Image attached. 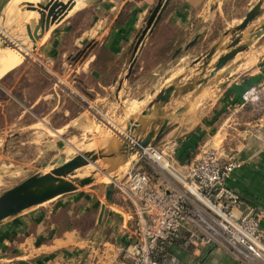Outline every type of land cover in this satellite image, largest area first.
Wrapping results in <instances>:
<instances>
[{
	"label": "crops",
	"instance_id": "obj_1",
	"mask_svg": "<svg viewBox=\"0 0 264 264\" xmlns=\"http://www.w3.org/2000/svg\"><path fill=\"white\" fill-rule=\"evenodd\" d=\"M258 1H249L247 5H252L245 13ZM157 2L100 0L44 36L35 45V54L49 60L55 72L71 82L101 114L116 117L122 127L132 119L134 134L140 139L185 108L153 145L159 142L161 148H173L178 162L193 161L202 144L236 159L242 166L233 173L229 188L244 206L264 209V50L255 53L264 49V35L253 40L246 52L207 84L171 100L160 116L151 108L159 92L179 78L177 85L198 78L201 64L194 62L232 27H225L214 37L204 35L213 19L224 17L227 0H212L210 4L209 0H170L135 49ZM263 19L264 15L249 28L254 30ZM196 35L197 42L185 50ZM228 44L229 39H225L223 46ZM178 49L181 52L176 54ZM225 54L217 52L208 68ZM251 63L245 72L237 74L242 65ZM209 74L207 69L204 78ZM252 87L259 89V99L244 103L243 94ZM0 120L4 152L26 147V152L50 153L62 147L64 139L72 134L94 133L101 124L77 98L57 89L34 65L23 63L1 76ZM103 127L109 131L113 128ZM117 136L106 140L105 146H110L104 153L113 156L106 160L118 163L120 169L128 165V159L118 156V149L126 145L121 140L124 135ZM69 160L33 174H46ZM8 168L10 176L0 177V185L18 176L16 162ZM158 177L169 181L163 175ZM105 191L106 186L79 189L0 222V264H119L129 242L131 210L115 193L107 202ZM171 253L178 264H238L213 247H190L186 251L174 248Z\"/></svg>",
	"mask_w": 264,
	"mask_h": 264
},
{
	"label": "built area",
	"instance_id": "obj_2",
	"mask_svg": "<svg viewBox=\"0 0 264 264\" xmlns=\"http://www.w3.org/2000/svg\"><path fill=\"white\" fill-rule=\"evenodd\" d=\"M33 65L100 122L109 120L57 74L49 60L37 57ZM258 99L255 87L243 94L244 103ZM127 131L125 138L131 130ZM131 134L135 142L126 145L131 151L128 169L123 176L110 179L114 193L131 210L129 242L119 264H178L172 250L190 247H213L239 264H264V209L244 206L228 186L240 162L208 144L198 147L193 161L178 162L173 148L158 149L152 144L137 151L138 138ZM140 163L167 177L168 183L140 171Z\"/></svg>",
	"mask_w": 264,
	"mask_h": 264
},
{
	"label": "water",
	"instance_id": "obj_3",
	"mask_svg": "<svg viewBox=\"0 0 264 264\" xmlns=\"http://www.w3.org/2000/svg\"><path fill=\"white\" fill-rule=\"evenodd\" d=\"M11 1L13 0H0V51L5 49L13 50L15 49L13 46L18 47L20 45L27 49L32 46V49L34 50L37 42H39L44 36L100 0H42L35 6L24 10L20 9L22 12L34 13L35 17L29 20V22H21L25 24V31L15 36H10L13 38V43L2 31L5 30V32L10 33V26L15 23H20L16 21L9 22L7 7ZM169 2L170 0H158L156 6L150 12L143 31L137 39L135 49H137V46L141 44L144 37L156 25ZM263 15L264 0H259L244 15L239 25L224 32L222 36H220L218 40H216L205 51L203 56L194 62L195 64H201V71L198 78L177 85L182 79L179 78L177 81L159 92L155 100L152 102L151 108L156 110L161 116V110L167 106L171 100L182 98L198 87L207 84L210 79H212L223 68L227 67L239 54L246 52L251 47L253 40H257L264 35V19L261 20L254 30L249 28ZM198 39L199 35H196L186 46L185 50L192 47ZM225 39H229V44L224 47L223 42ZM241 41H244V44L239 45ZM222 51H226V54L221 56L213 67L208 68L217 52ZM179 52H181V49H178L176 54ZM133 63L134 62L132 61L129 67L130 70L133 67ZM207 69L210 70V74L208 78H204ZM184 111L185 108H182L176 114L159 124L160 126L156 131L150 132L143 139L138 138L136 150L144 149L157 141L163 134L167 124L175 120L179 114ZM132 124L133 120L131 119L127 123V128L130 129V125ZM135 124L138 126L141 125L140 122H136ZM133 127L135 128V126ZM134 128L130 129L131 132H134ZM118 151V156L127 161L128 155L131 151L125 146L120 150L118 149ZM112 157L113 156L101 152L89 151L76 155L63 165L51 170L49 173L42 175L34 174L28 177L18 185L0 195V222L17 217L36 208H40L56 198L90 186L93 181L92 178L86 177L84 179H74L73 177L76 172L87 166H93L97 161H103ZM113 193V186L109 183L108 186H106L105 191V199L107 202L111 201ZM103 211L104 207L101 208L98 217L99 224L101 223Z\"/></svg>",
	"mask_w": 264,
	"mask_h": 264
},
{
	"label": "rangeland",
	"instance_id": "obj_4",
	"mask_svg": "<svg viewBox=\"0 0 264 264\" xmlns=\"http://www.w3.org/2000/svg\"><path fill=\"white\" fill-rule=\"evenodd\" d=\"M211 1L212 0H209V4ZM249 1L254 3L256 0H236L235 1L236 3H234L233 0H229V1L227 0V2L225 3V6H224V8H225L224 17L213 19V23H212V26L210 27V30L205 31L204 35H206L208 37L211 34V36L214 37V36L218 35L219 33H221L223 31V29L227 26L234 28L235 26H233V25L237 24L239 19H241V17L243 18V16L246 14L245 12L247 11V9L252 5V4L250 5V3H249L250 6L247 5ZM231 3H232V6H231ZM18 18L19 17L15 18L16 20H13L11 17L9 20L20 22V21H18ZM28 22H29V20H28ZM206 24L208 25V23H206ZM230 27H228V28H230ZM10 28H11L10 33H7L4 31L5 35L8 36L9 39L11 38L9 36H15L17 34L24 32L25 31V24L21 23V22L15 23V24H12L10 26ZM207 29L208 28H206V30ZM11 39L13 40V38H11ZM15 43H16V40H15ZM21 47H23V46L20 45V47L16 46L14 48H17V49L20 48L19 50L22 51ZM24 49H26V48L24 47ZM27 50H29V51H27ZM263 50H264L263 48H261L260 50L257 49V50H255V53L259 52V54H260V52H262ZM11 51H12L11 49H6L5 51L2 52V54L0 56V61H1L0 62V72H1L0 73V79H1V76L3 74L9 72L12 68L16 67L21 62L23 64H25V66H29V67L33 66L34 60L38 57V55L35 54V50L32 49V46L28 47V49H26V52H23V54H20V52H18L16 49L15 50L13 49L14 52L13 51L11 52ZM9 54H12V55H9ZM261 54L264 55V51ZM16 55L18 56L19 59H17ZM6 56H8V57H6ZM11 58L13 60H11ZM38 58H40V57H38ZM252 61L254 63L255 59L253 58ZM253 63H251V65H242L243 69H242V67H240L239 70H241V71H238L237 74H239L240 72H245V70L248 69V66H252ZM187 71H189V70H187ZM187 73H189V72H187ZM211 86H213V85H211ZM210 100L214 101V97H211ZM109 117L110 118H108L109 119L108 121H103L105 123H108V125L110 126L109 128L113 127L114 125H117V126H119V128L126 130L125 132H128L127 131V129H128L127 125H124L125 127H122L123 125L120 124V121L116 117H113V118L111 116H109ZM103 122H101V124H99L100 127L97 128V130H95V132L96 131H98V132L102 131V133H104L105 135L104 134L99 135L98 132H97V135L95 132L94 133L92 132V133H90L88 135H84V136H78V135L72 134V136H69V137L64 139L65 142L62 144V147L60 146L58 150L56 148H54L53 149L54 151H52L50 153H45V152H41V151L26 152L25 151L26 147H22L23 149L19 148L18 151H11V149H7V151L4 152L3 141H2V138H0V177L8 178V176H10V172H9L8 167H9L11 162L12 163L16 162L17 166H18L17 171H15V172H18L17 178L14 180H11L10 182H7V183L3 182L0 185V195L3 194L4 192H6L7 190L13 188L14 186L18 185L19 183H21L22 181H24L28 177L34 175L33 174L34 171L35 172L39 171L44 167H48L49 165L50 166H54V165L57 166V165L61 164L62 162H64L65 160H69L78 154H83V153L89 152V151L90 152L91 151L92 152H99L100 150H103V154H106V153H104L105 150L107 149L106 148L107 146L104 145L105 141L108 140L109 138L115 137L116 132L114 133V130H111V131L108 130L107 131L106 127H103V125H104ZM132 125H130V129L134 128ZM0 127H2L1 120H0ZM113 129H114V127H113ZM135 129H136V126L134 128V132H135ZM131 133L132 132L129 131L128 135L131 136L132 135ZM111 135H113V137ZM108 136H111V137L108 138ZM134 138L137 139L138 137L135 135ZM103 140H105V141L103 142ZM98 141H99V144L95 145V144H97ZM100 142L102 144H100ZM159 144H160L159 142H157L155 144V147H157L158 149L161 148V146ZM99 145H100V147H99ZM125 145H126V142H125ZM163 150H165V149H163ZM31 161L35 162V166L34 167L32 166L33 168L31 167ZM104 163L107 166L106 165L104 166ZM108 164H109V166H108ZM117 164L118 163L107 161V160L97 161L93 166L90 165V166H87L85 168L80 169V171H77L78 174L83 175L82 178H77L76 174L74 175L73 178L74 179H84L86 177L92 178L93 181H92V184L90 186L80 189L83 191L92 190L94 187H97V186H108V184L111 181L110 179L117 177V176H119V177L123 176V174L128 169V166L123 167V165L121 166L120 169H118V167H116ZM126 164H128V161ZM145 167H147V169L145 171L150 176L157 175L156 172L151 168V166L150 167L145 166ZM44 170L45 169H43L41 171H44ZM83 173H85V174H83Z\"/></svg>",
	"mask_w": 264,
	"mask_h": 264
},
{
	"label": "bare ground",
	"instance_id": "obj_5",
	"mask_svg": "<svg viewBox=\"0 0 264 264\" xmlns=\"http://www.w3.org/2000/svg\"><path fill=\"white\" fill-rule=\"evenodd\" d=\"M42 0H13V1H11L10 3H9V5H8V7H7V13H8V15H9V19L12 17V19L13 20H16L15 18H17V17H19L18 18V21H20V22H28V20H31L32 18H34L35 17V15H34V13H29V12H22V11H20V9H22V10H24V9H27V8H30V7H32V6H35L36 4H39L40 2H41ZM13 20H9V22H12ZM3 31V33L5 34V30H2ZM10 37V36H9ZM10 40H12L11 38H10ZM12 42H13V40H12ZM15 47V46H14ZM20 47V46H19ZM18 52H20V54H23V52H26V49H24V46L23 47H21V49H22V51L21 50H19V49H17V48H15ZM14 49V50H15ZM6 50V49H5ZM5 50H3V51H5ZM3 51H0V56H1V54H2V52ZM13 51V50H12ZM11 51V52H12ZM27 51H29V50H27ZM7 52V51H6ZM14 52V51H13ZM19 54V53H18ZM17 54V55H18ZM19 54V55H20ZM26 54V53H25ZM24 54V55H25ZM4 55V54H3ZM8 55V54H7ZM9 55H12V54H9ZM16 55V56H17ZM6 57H8V56H6ZM23 57V56H22ZM244 58V57H243ZM17 59H19L18 58V56H17ZM26 59V58H25ZM24 59V60H25ZM239 59V58H238ZM242 59V58H241ZM4 60V59H3ZM11 60H13L12 58H11ZM16 61V60H15ZM1 62V61H0ZM12 62V61H11ZM236 62V61H235ZM22 63V62H21ZM20 63V64H21ZM20 64H18L17 66H19ZM16 66V67H17ZM15 68V67H14ZM13 69V68H12ZM1 73V72H0ZM143 116V115H142ZM114 127V129L112 128V130H114V133L116 132V134L117 135H120V134H126V132L124 131V129H122V128H119V126H117V125H114L113 126ZM142 129V128H141ZM108 131V130H107ZM110 131H111V129H110ZM104 132V131H103ZM125 132V133H124ZM112 133V132H111ZM98 134L99 135H103L104 133H102V131L101 132H98ZM105 135V134H104ZM114 135V134H113ZM113 135H111L112 137H113ZM107 136V135H106ZM111 136H108V138L109 137H111ZM127 136V135H126ZM116 137V136H115ZM118 137V136H117ZM116 137V138H117ZM128 138H125V136L124 137H121V140L122 141H124V143L126 142V145L128 144V146H130L132 143H134L135 141H132V139H131V137H130V135H128L127 136ZM105 138V137H104ZM120 138V137H119ZM118 138V139H119ZM109 139H111V138H109ZM106 140V139H105ZM105 140H103V142L105 141ZM116 140V139H115ZM109 141V140H108ZM120 141V140H119ZM102 142V141H101ZM100 142V144H102ZM107 141H105V143H106ZM117 142V141H116ZM132 142V143H131ZM108 143V142H107ZM106 143V144H107ZM110 143V142H109ZM118 143V142H117ZM99 144V141L97 142V144H95V145H98ZM119 144H120V142H119ZM118 144V145H119ZM105 145V144H104ZM110 146V145H109ZM109 146H107V147H109ZM112 146V145H111ZM99 147H100V145H99ZM102 147V146H101ZM106 147V148H107ZM112 147H114V146H112ZM117 147V146H116ZM109 149V148H108ZM113 149H116V148H113ZM120 157V156H119ZM111 159V158H110ZM120 159V158H119ZM117 160H118V158H117ZM107 163V162H106ZM106 164L104 163V166H105ZM103 166V165H102ZM103 166V167H104ZM107 166V165H106ZM108 166H109V164H108ZM78 171H80V170H78ZM83 174H85V173H83ZM76 175H77V178H82L83 177V175H80V174H78V172H76Z\"/></svg>",
	"mask_w": 264,
	"mask_h": 264
},
{
	"label": "trees",
	"instance_id": "obj_6",
	"mask_svg": "<svg viewBox=\"0 0 264 264\" xmlns=\"http://www.w3.org/2000/svg\"><path fill=\"white\" fill-rule=\"evenodd\" d=\"M180 162V161H179ZM145 166H149L148 164H146V163H140L139 164V166H138V169L140 170V171H143V172H145V173H147L145 170L147 169V167H145ZM150 167V166H149ZM148 174V173H147ZM149 175V174H148ZM151 177H153V176H151ZM155 177V176H154ZM153 177V178H154Z\"/></svg>",
	"mask_w": 264,
	"mask_h": 264
}]
</instances>
